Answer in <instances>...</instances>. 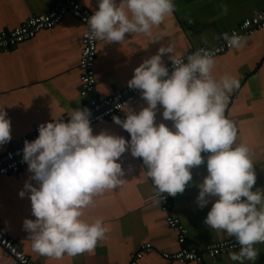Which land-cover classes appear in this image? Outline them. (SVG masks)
<instances>
[{
    "label": "clouds",
    "instance_id": "clouds-1",
    "mask_svg": "<svg viewBox=\"0 0 264 264\" xmlns=\"http://www.w3.org/2000/svg\"><path fill=\"white\" fill-rule=\"evenodd\" d=\"M96 4L86 18L85 36L108 43H120L129 33L150 34L175 9L174 0H96ZM222 38L235 48L246 42L235 32ZM165 55L171 73L162 60ZM214 64L210 50L177 57L171 43L144 59L127 85L140 90L147 106L138 112L126 107L124 119L112 117L129 133L127 140L107 130L94 134L87 107L71 109L67 121L52 117L38 125V136L24 141L22 160L31 176L18 192L21 198L28 196L35 217L25 218L22 225L33 251L60 259L95 249L108 229L102 217L82 219L84 209L105 190L123 186L120 157L129 151L142 159L157 198L183 193L192 180L191 169L205 164L207 174L197 185L196 197L201 209L211 202L204 224L235 238L239 250L229 253L231 261L254 264L259 254L254 245L264 243V188L253 190L256 174L250 149L236 143L237 128L225 115L239 79L227 73L216 78ZM158 105L171 127L155 122ZM10 132V119L0 108V145L10 141Z\"/></svg>",
    "mask_w": 264,
    "mask_h": 264
},
{
    "label": "crops",
    "instance_id": "crops-1",
    "mask_svg": "<svg viewBox=\"0 0 264 264\" xmlns=\"http://www.w3.org/2000/svg\"><path fill=\"white\" fill-rule=\"evenodd\" d=\"M54 1L0 0V31L13 29L30 16L49 11ZM78 1L92 12L97 8L96 0ZM174 4V12L159 26H154L150 34H125L126 39L120 43L99 40L95 64L97 94L108 96L128 86L134 68L156 54L161 45L171 43L177 57L200 46H213L222 31L264 10V0H174ZM84 30L83 23L69 14L58 25L40 31L34 38L8 51L0 50V108L5 109L11 123V139L0 145V152L16 145L21 137L33 134L36 126L52 117L67 119L71 109L81 108L79 62ZM244 39L242 47H233L215 58L212 73L216 78L227 73L239 79V87L229 94L225 115L237 128L236 143H244L250 149L256 174L255 190L264 188V29ZM162 60L164 64L169 62L167 55ZM146 106V101L140 97L127 108L138 112ZM162 110L158 105L155 122L171 127V121L163 120ZM91 127L94 134L107 130L126 140L130 138L113 120H103ZM201 155L208 154L202 152ZM120 162L125 170L123 186L105 190L84 209L82 219L91 222L102 217L108 229L92 252L55 259L32 250L22 225L25 218L35 217L31 214L28 196L18 195L31 176L27 166L19 175L0 178V228L36 264H129L133 253L148 242L152 250L145 252L139 264H170L163 253L180 248L178 232L168 225L161 201L156 202L158 198L142 159L126 151ZM191 172L192 180L184 192L170 199L171 213L187 229V247L203 251L212 243L232 237L204 224L211 202L201 209L196 197L197 185L207 174L206 166H195ZM254 247L259 251L254 264H264V243ZM230 252L233 251L217 259L204 256L203 262L238 264L229 259ZM0 264H13L1 247Z\"/></svg>",
    "mask_w": 264,
    "mask_h": 264
},
{
    "label": "built area",
    "instance_id": "built-area-1",
    "mask_svg": "<svg viewBox=\"0 0 264 264\" xmlns=\"http://www.w3.org/2000/svg\"><path fill=\"white\" fill-rule=\"evenodd\" d=\"M92 13L93 12L89 8L83 6L78 0H55L49 11L30 16L21 25L13 29L0 31V50L8 51L18 44L34 38L40 31L55 27L69 14L74 15L83 23L85 30L81 38L82 51L79 62L81 70L80 96L82 100L81 108L87 107L91 111V126L103 120H112L113 116H119L121 119H124L126 115L124 110H126V107L141 97L140 90L130 89L128 86L108 96L97 94L95 64L99 40L89 39L85 36V32L88 31L86 18L92 15ZM263 29L264 10H260L244 19L236 27L222 31L215 45L200 46L191 49L182 56L186 57L197 49H207L210 50L214 54V58H216L233 48L222 38V34L228 33L231 35L235 32L245 38ZM165 65L168 67L169 73H171V61L167 62ZM64 120L67 121L68 118ZM37 128L38 126L35 127L33 134L21 137L16 145L8 148L6 151L0 152V178L6 175H19L27 166L26 162L22 160L24 141L34 140L38 136ZM161 195L162 197L158 199L161 200L162 209L166 212V221L179 235L178 242L180 248L175 252L163 253L164 258L167 259L170 264H185L190 262L204 264V256L217 259L224 253L239 249L234 237L212 243L203 251L187 247L185 243L187 229L181 223L180 219L171 213L170 199L174 196L164 193ZM0 247L13 264H36L1 228ZM151 250L152 244L149 242L145 243L139 251L133 253L129 264H139L145 252Z\"/></svg>",
    "mask_w": 264,
    "mask_h": 264
}]
</instances>
